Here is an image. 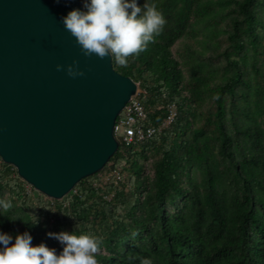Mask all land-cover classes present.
<instances>
[{
  "label": "trees",
  "instance_id": "1",
  "mask_svg": "<svg viewBox=\"0 0 264 264\" xmlns=\"http://www.w3.org/2000/svg\"><path fill=\"white\" fill-rule=\"evenodd\" d=\"M148 2L166 17L163 32L113 65L139 82L145 124L171 107L173 122L130 145L118 139L104 169L62 201L0 157V198L13 205L0 228L58 252L48 231H91L98 264H264V0ZM116 167L121 178H106Z\"/></svg>",
  "mask_w": 264,
  "mask_h": 264
},
{
  "label": "water",
  "instance_id": "2",
  "mask_svg": "<svg viewBox=\"0 0 264 264\" xmlns=\"http://www.w3.org/2000/svg\"><path fill=\"white\" fill-rule=\"evenodd\" d=\"M77 7L83 0H0V157L56 200L119 150L117 119L140 93L110 55L81 52L61 20ZM75 59L85 75L68 74Z\"/></svg>",
  "mask_w": 264,
  "mask_h": 264
},
{
  "label": "clouds",
  "instance_id": "3",
  "mask_svg": "<svg viewBox=\"0 0 264 264\" xmlns=\"http://www.w3.org/2000/svg\"><path fill=\"white\" fill-rule=\"evenodd\" d=\"M61 20L85 56L110 55L122 66L154 42L167 23L162 10L148 0L143 5L139 0H83V8L70 10ZM56 67L65 69L64 64ZM66 70L72 77L85 75L78 59ZM12 206V201L0 198V213ZM47 235L63 245L62 251L44 241L34 245L30 231L13 234L0 228V264H98L100 238L91 231H48ZM143 264L151 261L146 258Z\"/></svg>",
  "mask_w": 264,
  "mask_h": 264
},
{
  "label": "built area",
  "instance_id": "4",
  "mask_svg": "<svg viewBox=\"0 0 264 264\" xmlns=\"http://www.w3.org/2000/svg\"><path fill=\"white\" fill-rule=\"evenodd\" d=\"M145 113L146 108L144 104H142V101L138 98V95L133 96L117 119L115 125L116 137L121 139L126 145L147 139L157 133H160L169 124H171L174 120L176 111L174 107H171L166 119L158 126L145 124ZM109 177L121 178V169L116 167L109 171L106 178Z\"/></svg>",
  "mask_w": 264,
  "mask_h": 264
},
{
  "label": "rangeland",
  "instance_id": "5",
  "mask_svg": "<svg viewBox=\"0 0 264 264\" xmlns=\"http://www.w3.org/2000/svg\"><path fill=\"white\" fill-rule=\"evenodd\" d=\"M140 92H141V89H140ZM29 185H30V184H29ZM30 186H31V185H30ZM30 189H31V191L35 190L34 187H33V190H32V188H29V187H28V190H29V191H30ZM63 199H64V198H63ZM63 199L58 200V201H62Z\"/></svg>",
  "mask_w": 264,
  "mask_h": 264
}]
</instances>
